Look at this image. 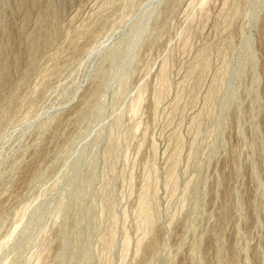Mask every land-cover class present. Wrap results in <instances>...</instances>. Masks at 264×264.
Listing matches in <instances>:
<instances>
[{
	"label": "rangeland",
	"instance_id": "1",
	"mask_svg": "<svg viewBox=\"0 0 264 264\" xmlns=\"http://www.w3.org/2000/svg\"><path fill=\"white\" fill-rule=\"evenodd\" d=\"M0 264H264V0H0Z\"/></svg>",
	"mask_w": 264,
	"mask_h": 264
}]
</instances>
